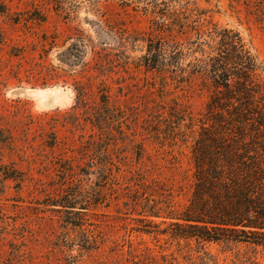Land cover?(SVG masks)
<instances>
[{
    "label": "rangeland",
    "instance_id": "1",
    "mask_svg": "<svg viewBox=\"0 0 264 264\" xmlns=\"http://www.w3.org/2000/svg\"><path fill=\"white\" fill-rule=\"evenodd\" d=\"M224 33L264 117V0H0V264H264L212 224L215 149L254 137L209 106Z\"/></svg>",
    "mask_w": 264,
    "mask_h": 264
},
{
    "label": "trees",
    "instance_id": "2",
    "mask_svg": "<svg viewBox=\"0 0 264 264\" xmlns=\"http://www.w3.org/2000/svg\"><path fill=\"white\" fill-rule=\"evenodd\" d=\"M217 45L214 56L202 55L199 59L203 64L199 67L201 75L211 81L217 92L209 106L226 113L227 120L239 131L249 129L254 137L242 146L218 144L215 149L210 182L223 193L217 197L216 210L224 220L212 224L224 227L218 230L231 232L234 241L264 246V117L253 109L257 93L252 91L250 76L257 70L255 60L237 36L220 34ZM232 64L238 67L237 73L229 74L227 67ZM148 67L154 68L149 64ZM259 95L264 98V91H259ZM182 220L200 222L188 217ZM205 234H209L207 229L188 238L210 240Z\"/></svg>",
    "mask_w": 264,
    "mask_h": 264
}]
</instances>
